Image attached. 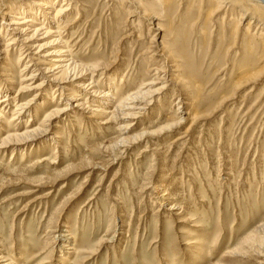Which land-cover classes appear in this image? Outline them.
I'll use <instances>...</instances> for the list:
<instances>
[{
	"label": "rangeland",
	"instance_id": "374dc122",
	"mask_svg": "<svg viewBox=\"0 0 264 264\" xmlns=\"http://www.w3.org/2000/svg\"><path fill=\"white\" fill-rule=\"evenodd\" d=\"M107 1L71 0L78 2L79 12L70 32L76 38L70 45L74 60L99 62L92 86L100 92L110 88L120 99L142 77L153 80L147 73L151 68L173 71L169 75L175 79L152 83V91L163 85L165 91L140 117L128 120L134 123L129 134L118 131L124 120L104 124L113 105L102 106L105 115L98 120L62 118L44 141L1 154L0 252L15 264H75L74 254L65 255L72 242L65 244L61 236H67L66 241H74L73 252L92 251L81 264H257L254 251L242 246L264 224V109L253 105L259 99L264 103V61L260 51L247 54L250 43L241 34L238 18L248 3L230 0L225 10L204 0H161L165 7L156 21L141 17V9L129 0ZM75 17L72 12L64 23ZM255 28L251 31L257 36ZM65 39L72 41L69 35ZM161 44L174 57H160ZM187 55L193 69L186 68ZM17 59L18 52H10L8 65H0V75H9L0 78L10 81L4 86L12 89L5 90L10 97L18 86L16 69L23 67ZM251 71V80L240 77ZM52 89L43 94L49 100ZM187 99L201 100L197 119L183 116L177 127H167L184 113L183 104L177 115L172 106ZM61 101L40 98L32 107L40 114L27 125L22 118L7 127L11 116H5L0 137L22 133L31 121L36 127ZM118 136L126 137V147L118 146ZM173 205L176 211H169Z\"/></svg>",
	"mask_w": 264,
	"mask_h": 264
},
{
	"label": "bare ground",
	"instance_id": "6f19581e",
	"mask_svg": "<svg viewBox=\"0 0 264 264\" xmlns=\"http://www.w3.org/2000/svg\"><path fill=\"white\" fill-rule=\"evenodd\" d=\"M129 1L130 3H133L135 5L136 9L138 8L141 9L140 12L141 17H145L156 21H158L157 17H160V10L162 12L164 10V9L162 10V8L165 7L161 0H129ZM59 2H60L59 0H0V17L2 18V23L0 26V65L5 63L4 65L7 66L8 54L10 52L14 53L16 51L18 52V59L16 61L17 66L23 64V67L19 69V71L18 68L16 69L18 73V78H17L18 86L15 88V95L13 97H10L8 95V92L5 93L6 88H4V86L10 85V81L8 80L4 81L0 78L1 83L4 82V85L0 84V94H3V96L0 98V123L2 121H5L4 120L5 116L10 115L11 118L7 120V127L14 124L15 121L19 120V122L17 123L18 125L21 122L22 118L26 119V125H27L28 122H30V118H33V121L34 120L36 121L40 114L39 111L32 110L33 109L32 107L34 106L35 102H38L40 98L45 99L46 102L50 101L49 103H53V100L56 97H59V100L63 101V102L62 101L59 102L57 105H54L48 113L44 114L41 121H39L40 123L37 124L36 127H32V121H31V125L26 126V129L22 133H19V131H12V132H7L4 136L0 137V155L2 154L4 156L8 151H12V152H15L17 150L19 151L20 147L23 148L26 147V143L37 144L41 141H44L51 133H53L54 129L58 128V124L62 118H66V117L73 118L72 117L73 115H80V116H86L89 119L98 120L99 117L105 115L100 109V107L102 106L104 107V109H110L111 105H113L112 113L108 114L104 124H108L110 123V121L113 120L116 121L124 120L125 121L124 125L119 127L118 131H120L121 136H124L125 134H129L128 132L134 126V123L128 124L127 123L128 120L131 121L132 119H136L140 117V111H144L145 108L147 107L149 108L153 104L155 97L157 95L162 94V92L165 91V87H166L165 85L160 86V88L156 90L153 88L154 90L152 91L151 90L152 83L155 81H160V82L162 81L161 84H166L173 82L172 79H175V77L173 78L171 75H169L170 73L172 74L173 71L171 72L168 69L170 71L169 73V71H166L167 69H164L162 67L155 68L153 66L154 68H151L149 71L147 70L148 72L147 71L146 72L149 75L153 74V77L155 78L151 81H145L143 80L142 77L140 83L137 84V86H134L135 89L134 90L130 89L131 91L129 90L127 93H125L126 95L120 99H118L119 97L116 96L117 92L114 93V96L110 94V88L109 89L106 88L107 90L101 92L99 91V89H95V86H92V84L94 83L92 81H94L93 75H95L96 72L100 71L99 62H93L92 64H85V65L76 62L74 60V54L71 50L73 46H70L71 43L74 41V39H76L75 35L72 36L70 32L74 24L79 20V12L76 10L77 8L76 4H78V2L72 3L71 0H62L61 5L57 8H54V5ZM108 2L109 0L106 3ZM168 2L169 1H167L166 4H168ZM204 2H206V4L213 2L216 4L215 6H217V8L221 7L224 9L226 5L230 4V0H204ZM241 2L246 3V5L248 3L245 12L243 11V15L240 18H238L239 19L238 21L241 22L239 23L242 28L241 29L242 33L241 32L240 33L243 34V36L250 43L249 45L250 48L248 49L247 54L249 56L250 55L253 56L257 52L256 55L258 56L260 55L258 51H260L261 58L263 59L264 58V0H241ZM217 10L219 11V9ZM72 12L76 14V17L73 20V22L68 24L64 23V18L71 15ZM128 13L131 14L132 12L128 10ZM150 13H153V15L151 16ZM232 16H234V14H232ZM3 20H5V22ZM252 25L256 27L255 28L256 30H259L257 36H255L257 32L252 34L251 31ZM235 28L236 27H234V29ZM236 29H238V26ZM234 31L238 32L240 31V29ZM65 33L66 35L64 36ZM231 33H233V31ZM68 35L72 41H67V39L64 40V37ZM261 35L263 37L258 39L257 37ZM152 40L153 39L151 38V40L149 41ZM255 40L260 41L259 42V44L261 43L260 50L258 49V47L256 48L254 47V45H257V41ZM163 44L160 45L161 46V49L159 50L161 53L160 57L168 61L172 57H174V55H172L173 51L171 49L165 51L164 49L165 47H163ZM250 57L248 58L246 56L245 57L246 61L250 60ZM150 58H152V56ZM261 58H260L261 60L260 62L264 61ZM186 61H187L186 68L193 69L194 68L193 63L191 62V59L188 57V55ZM247 63L249 65H252L249 62ZM103 67H107V66L105 65ZM169 68L175 69V66L171 64ZM262 68H264V62L261 66V69ZM5 71H10V70L9 68H7ZM247 72L245 73L243 72L244 74L240 77H242L245 80L247 79L251 80L250 77L253 75L254 71L253 73L252 71L250 73ZM2 73L7 75V73L4 72ZM3 74H1L0 77H2ZM144 75L146 76L147 74H143V76ZM7 76L9 77V75ZM86 78H89L88 81L86 80ZM147 82H149L150 84ZM68 85L69 87L70 86L73 87L75 90L74 91L69 90L67 87ZM112 85H113L112 82L108 81L107 86L112 87ZM51 88H54L51 91L54 93L52 96L53 99L49 100L48 97H46L43 94L45 93L48 96L47 93L50 91ZM236 89L237 88L235 87L234 90ZM6 91L12 92V89ZM31 91H37V94L33 95L31 98H28L27 100H21L22 102H20L17 99V97L20 98L21 95ZM187 100H188L187 103L179 102L174 106H172V108L173 107L175 108L177 106L178 109L175 110V113L177 115L178 110L181 109L178 107V105L183 104L184 113L183 112L179 113L178 115H182V117H180L181 119H177V121L175 120L172 121L170 124L167 125V127L168 126L177 127L178 124H180L181 121L184 119L183 116H185L184 119L185 121L186 120L193 121L197 119L198 109L200 107L201 100L199 101H197L196 99L193 100L187 99ZM205 100L207 99L205 98ZM92 103L94 104L97 103L98 106H92L96 108L90 109V104ZM253 105L259 107L260 108L259 110L264 109V103H262V100L260 99L257 102V104H253ZM41 106L45 107L43 102H41ZM250 109L252 110V108ZM121 136L120 137L118 136L119 138L117 139L118 140L117 144L118 146H125L124 144H127L128 141L126 142V137L124 139ZM137 136L140 137V134H138ZM137 136L135 135L136 138ZM136 138L134 140H138ZM52 139L57 141L59 140V137L53 135ZM131 140L133 141V139ZM133 143L135 144L134 141ZM133 143L131 142L130 144L134 145ZM50 163L52 164V162ZM48 194L50 193H47V195ZM176 208L173 205L169 207V211L174 212ZM252 234L248 236V238L244 239L242 246H244L247 249H250L251 251L252 250L254 251V254L258 257L257 264H264V224L256 228ZM66 237L67 236H61V238H63L62 241L65 244L66 243L70 244L71 242L72 243L70 245H67L68 247L66 248L67 251L65 252V255L74 254L77 261L75 264H81L80 263L81 260L86 262L89 257L88 253L92 251L89 252L88 248L87 249L84 248L79 250L76 249V251L73 252L74 241H66L67 240ZM0 253H1L0 264H15L13 262V259L8 257V254L6 255V253L2 251ZM3 253L5 255H3ZM45 259H49V257ZM42 261H46V260H42ZM45 263L48 262H44L43 264Z\"/></svg>",
	"mask_w": 264,
	"mask_h": 264
}]
</instances>
